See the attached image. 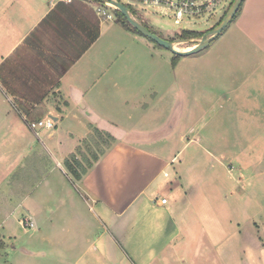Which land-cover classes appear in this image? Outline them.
<instances>
[{
    "label": "crops",
    "instance_id": "0c3cea01",
    "mask_svg": "<svg viewBox=\"0 0 264 264\" xmlns=\"http://www.w3.org/2000/svg\"><path fill=\"white\" fill-rule=\"evenodd\" d=\"M126 3L133 18L156 27L136 16L139 4ZM98 8L91 0H0V264L186 263L171 245L188 203L185 171L169 170L181 149L165 153L185 142L178 131L185 95L196 111L214 110V127L231 134L225 145L264 143V0H243L208 45L215 49L223 37L220 45L229 47L236 37L238 52L227 48L215 66L192 69L185 58L193 54L176 55L123 25L138 49L114 59L125 52L105 36L108 18ZM153 31L164 39L178 32ZM234 53L242 64H233ZM44 118L53 120L51 129L29 128ZM97 128L115 140L100 154L90 148ZM74 159L85 168L79 177L66 166ZM237 172L244 175L239 165ZM25 218L32 228L22 225ZM12 222L25 238L10 247L2 231Z\"/></svg>",
    "mask_w": 264,
    "mask_h": 264
},
{
    "label": "rangeland",
    "instance_id": "374dc122",
    "mask_svg": "<svg viewBox=\"0 0 264 264\" xmlns=\"http://www.w3.org/2000/svg\"><path fill=\"white\" fill-rule=\"evenodd\" d=\"M91 1L100 8L104 7L111 15L105 23V27H108L107 30L104 28L105 36L111 37L116 50L121 47L125 52L115 55L114 59L127 55L129 47L136 51L137 45L130 42V39L124 38L122 30L118 28L122 27L121 23L114 22V12L101 2ZM119 1L124 5L127 4L125 0ZM227 1L232 2V0ZM227 4L226 1H222L215 6L212 10L214 15L211 18L207 15H185V19L180 24L174 22V12L159 7L137 5L134 6V13L145 24H147V18L150 19V22L156 26L151 27L152 29L147 27L151 32L153 30L178 31L173 37L165 39L174 41L183 38V42L176 41V47L182 49L192 46L201 37L179 38L178 35L182 30L191 29L202 32L210 30L209 27L213 26L221 15L222 8L224 6L228 8ZM153 33L158 32L153 31ZM158 36L161 37V35ZM142 37L150 41L149 38L143 35ZM221 39L226 40L223 37ZM221 39L218 40L215 49L210 50L209 47H212L210 45L197 54L187 56L185 58L187 68L192 69L196 65L200 66L205 63L213 67L220 59L217 57L218 53L227 48L230 52H238L233 44L236 37L228 40L229 47H227V41L220 45ZM231 59L235 65L242 64V58L237 53H234ZM188 86L190 88L186 89L187 93L194 92L193 84L188 82ZM184 101L186 104L185 118L182 120L183 126L178 131L179 134L185 132L186 143L173 142L165 153L174 155L181 149L176 160L172 161L169 170L185 171L183 175L185 180H182L183 189L181 190L187 192L185 193L188 203L185 204L183 219L188 221L184 220L181 221L183 224H178L179 231L171 241V245L176 250L183 251L187 262L181 264H264V143L258 141L243 145L237 143L225 145V139L231 138V134L229 132L228 137L227 129L214 127L217 120L214 117V110L209 105H205L203 106L204 111H196L188 95H185ZM179 108L178 106L177 109ZM173 111L178 113L176 109ZM185 124L186 127H184ZM98 131L104 135L99 134V137L93 130L91 137L96 140V143L91 140L90 148L100 154L115 140L107 135L109 132L100 129ZM160 131L166 132V129ZM234 131L239 132L238 129ZM162 134L157 135V138L164 136ZM198 136L202 139L193 140ZM86 145L84 146L88 148L89 146ZM87 148L85 151L88 153ZM158 151L164 152L161 149ZM232 155L235 161L233 159L231 161ZM260 157L262 160L258 161ZM238 165L244 169V175L241 178L237 175L239 174ZM149 170L151 172L152 167ZM20 173H18L19 180L22 178ZM159 179L163 180L162 172L159 174ZM179 194L182 195L183 192ZM8 226V230L2 233L5 234L6 243L11 247L23 240L25 234L17 222H12Z\"/></svg>",
    "mask_w": 264,
    "mask_h": 264
},
{
    "label": "built area",
    "instance_id": "2783aa9c",
    "mask_svg": "<svg viewBox=\"0 0 264 264\" xmlns=\"http://www.w3.org/2000/svg\"><path fill=\"white\" fill-rule=\"evenodd\" d=\"M62 2H70L71 0H59ZM119 1V0H118ZM126 2L132 3L135 2L140 6L147 7H159L161 9H167L169 12H174V22L181 23L185 19V15L190 16H199L207 14L213 10L215 6L218 5L223 0H125ZM101 3L112 9L116 10L114 6L108 3V0H101ZM98 13L102 14L104 17L110 19L111 15L108 14L104 7L98 8ZM28 126L33 131L38 128H47L51 129L54 124L53 120L50 118H44L37 121H32L28 123ZM162 204L167 202L166 198L160 200ZM22 225L25 228H32L33 222L29 218L23 219Z\"/></svg>",
    "mask_w": 264,
    "mask_h": 264
},
{
    "label": "water",
    "instance_id": "95a60500",
    "mask_svg": "<svg viewBox=\"0 0 264 264\" xmlns=\"http://www.w3.org/2000/svg\"><path fill=\"white\" fill-rule=\"evenodd\" d=\"M242 2L243 0H233L228 10L225 12L220 22L216 26L205 32L190 49L180 50L175 47V43H177L176 41L183 42L184 40L180 39L173 41L161 38L157 34L151 32L138 20L133 18L130 15L129 8L126 5L118 0H108V3L114 6V8L125 17L126 21L131 25V27H133L141 35L149 38L158 45L169 49L171 52L179 56L194 54L206 48L210 44V42L216 39L222 33V31L232 22Z\"/></svg>",
    "mask_w": 264,
    "mask_h": 264
},
{
    "label": "trees",
    "instance_id": "16d2710c",
    "mask_svg": "<svg viewBox=\"0 0 264 264\" xmlns=\"http://www.w3.org/2000/svg\"><path fill=\"white\" fill-rule=\"evenodd\" d=\"M99 1H101V0H99ZM128 6V8H129V5H127ZM230 6V5H229ZM238 11H239V9H238ZM237 11V12H238ZM113 12L115 13V15H116V21L117 22H120L121 23V25H123V26H125V28H128V29H131L132 31H135V32H137V33H139L138 31H136L133 27H131V25L126 21V19H125V17L118 11V10H113ZM237 14V13H236ZM236 16V15H235ZM222 18V17H221ZM220 18V19H221ZM220 19H219V21L216 23V24H218L219 22H220ZM215 24V25H216ZM140 34V33H139ZM203 33H199V32H196V31H191V30H183L182 31V33H181V37H185V38H196L197 36H201ZM95 131V133L99 136V134H102V133H99V131L98 130H94ZM102 135H104V134H102ZM107 135H109L108 133H107ZM100 137V136H99ZM74 163H71L70 161H66V166L68 167V169L72 172V174L75 176V177H79V175L81 174V173H84L85 171H84V165H82V164H79V162L76 160V159H74ZM79 171H78V170ZM3 247H4V244H3V242L2 241H0V249H3Z\"/></svg>",
    "mask_w": 264,
    "mask_h": 264
}]
</instances>
